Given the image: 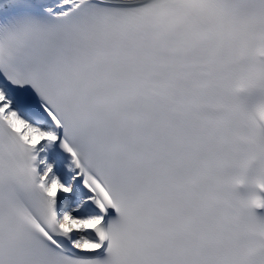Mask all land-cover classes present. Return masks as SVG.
<instances>
[{
    "label": "snow or ice",
    "instance_id": "1",
    "mask_svg": "<svg viewBox=\"0 0 264 264\" xmlns=\"http://www.w3.org/2000/svg\"><path fill=\"white\" fill-rule=\"evenodd\" d=\"M0 264H264V0H0Z\"/></svg>",
    "mask_w": 264,
    "mask_h": 264
}]
</instances>
